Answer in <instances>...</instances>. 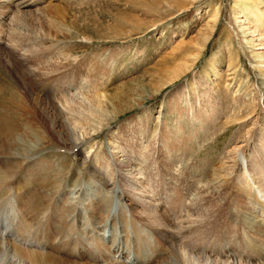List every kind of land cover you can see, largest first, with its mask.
I'll use <instances>...</instances> for the list:
<instances>
[{"label":"rangeland","instance_id":"obj_1","mask_svg":"<svg viewBox=\"0 0 264 264\" xmlns=\"http://www.w3.org/2000/svg\"><path fill=\"white\" fill-rule=\"evenodd\" d=\"M0 1L19 50L41 47L55 62L58 97L85 102L101 84L105 117L119 112L81 148L51 145L36 124L45 146L0 155L1 183L14 177L0 183L2 264H179L172 246L182 264H264V0L259 22L239 0ZM1 65L0 84L24 94L29 119L22 80ZM243 101L251 105L236 108ZM125 135L133 153L113 157ZM100 154L110 185L94 178ZM97 204L102 217L90 211Z\"/></svg>","mask_w":264,"mask_h":264},{"label":"bare ground","instance_id":"obj_2","mask_svg":"<svg viewBox=\"0 0 264 264\" xmlns=\"http://www.w3.org/2000/svg\"><path fill=\"white\" fill-rule=\"evenodd\" d=\"M11 1V0H10ZM10 1L6 4L5 6L7 7L10 4ZM6 3V1H0V3H2L3 5ZM239 2L241 3V6H243V9H246V7L251 6L249 10L254 9L253 13L254 17H255V21L257 20L259 22V20L261 18H263V12L262 10H260L258 8L259 3L257 0H239ZM261 4V3H260ZM2 5V6H3ZM14 6V5H13ZM5 7V8H6ZM4 8V9H5ZM2 10V9H1ZM1 10H0V15H1ZM7 11L9 9H6ZM15 13V12H14ZM249 15L251 14V12H248ZM5 14V13H4ZM17 14V13H16ZM217 14V13H215ZM3 15V13H2ZM31 15V14H28ZM17 16V15H16ZM1 17V16H0ZM7 17V16H6ZM15 17V16H14ZM18 17V16H17ZM17 17L14 18V20L11 21V23L17 22L18 19ZM21 18V17H20ZM19 18V19H20ZM24 21V19H22ZM20 21V20H19ZM23 23V22H22ZM210 25V24H209ZM9 26V25H8ZM213 29L214 25L212 27H209V29ZM211 29V30H212ZM10 30V29H9ZM14 30V29H12ZM11 30V31H12ZM212 32V31H211ZM23 38V37H22ZM14 40H18L21 41L20 39L16 38L13 33L7 30V27H5L4 23L0 21V64H2L1 66H7L8 69H10V62L9 60L13 59L16 63V65L18 66V68L15 66L14 70L10 69L11 73H15L17 79L18 77L22 80V82H20L22 85H24V87L26 88L28 94L26 95V103L28 104V106H30V117L29 119L24 117V112H25V107H22L21 101L20 99L23 97V93H21L19 90L18 92H20V95L16 92V90L14 89L15 87H13V85H11L13 87L12 91L10 89V87H8V85L6 84H0V155H5V156H20V157H27L30 156V154L34 151V148L32 146H30L31 141H35V142H40L44 140L45 137H43L40 134V128H36V124H38L42 129H44L45 131L47 129H50V134L53 137V140L55 138V141L51 140V145H57L59 147H63L66 145H70L69 149H73V148H81L83 146V143H88V139L92 137L93 135H98L101 129H104L107 125H111L113 123L114 117L119 114V112L117 111L115 113V111L113 112V116L111 117H105L106 116V99H104L106 96H103L102 94H104L101 90V84L98 86L97 85H92L90 86V91L89 93H86L84 95L85 97V102L82 101H75L73 99V97L70 95L69 97H66L65 95L58 97L57 96V89H59V92L65 89H61L62 85L55 83V79H53V77L55 75L54 72H56L53 68L52 65H50V61H45L44 58H42L41 55V51H38L36 49H41L37 48V47H33V46H28V50L25 48L23 49L24 51L22 52V50H19L18 46L16 45ZM27 40V39H26ZM29 41V40H28ZM21 43V42H20ZM18 44V43H17ZM25 45V44H24ZM202 45V44H201ZM200 45V46H201ZM37 46V45H36ZM32 48H35V50H33ZM48 49L45 48L43 49V51H47ZM50 50V49H49ZM48 50V51H49ZM45 55V54H44ZM12 56V58H11ZM52 64L55 65V62H53ZM260 64V63H259ZM65 65V64H64ZM262 65V64H261ZM68 66V65H67ZM66 66V67H67ZM260 67V66H259ZM73 69V68H72ZM71 69V70H72ZM181 69V68H180ZM179 69V70H180ZM68 70V69H66ZM70 70V71H71ZM74 70V69H73ZM65 71V70H63ZM74 72H76L74 70ZM78 72V70H77ZM97 72V71H96ZM52 73V75L50 76V74ZM56 74V73H55ZM174 74V73H172ZM176 75V74H175ZM228 76V75H227ZM173 77V76H172ZM58 79V78H57ZM173 79V78H172ZM171 80V79H170ZM174 80V79H173ZM172 80V81H173ZM171 81V82H172ZM64 84V83H63ZM31 89H28V88ZM37 89H42V91L40 90V92L42 93L41 95L43 96L44 100L43 101L40 96V98H37L36 96H34L35 91ZM36 92V93H37ZM23 94V95H22ZM19 95V97H15ZM36 95V94H35ZM38 95V93H37ZM57 96V97H56ZM108 99H111V97H108ZM74 100V101H73ZM18 107H16L15 106ZM249 105H251V103H246V101H243L241 103V105H239L238 109H244V107H248ZM108 106V104H107ZM109 107V106H108ZM236 108L234 109V114H237V110ZM122 109V108H121ZM28 110V109H27ZM246 110V109H245ZM51 113V114H49ZM121 113V112H120ZM18 115V116H17ZM233 116H229L228 118H232ZM116 118V117H115ZM59 119V120H58ZM117 121V119H116ZM36 122V123H35ZM227 124V122H225ZM225 123H222L221 125L227 126ZM229 127V126H228ZM29 129V131L26 132V130ZM221 129V128H220ZM76 130H78V133L76 132ZM224 130V129H223ZM131 132V131H130ZM221 132V131H220ZM224 133V132H223ZM222 133V135H223ZM79 134V135H78ZM164 134L162 133V138L161 140H165L166 136H163ZM55 136V137H54ZM93 136V137H94ZM134 136V135H133ZM132 136V138H133ZM118 138H120V136L116 137V140H118ZM128 136H123L121 139V142L117 141L116 143L118 144V146L114 145V142L111 146V153L114 156L120 155L119 153H121L122 155H127L129 156L130 153H133V151H128L126 149V147H131L127 144L128 142ZM131 138V137H130ZM46 139V138H45ZM123 140V141H122ZM260 143L264 144V139H260L259 140ZM125 144H124V143ZM132 144L131 142H128ZM61 144V145H58ZM88 145V149L93 148L94 144H87ZM45 146V144L41 143V147ZM47 146V145H46ZM121 146H125V148L121 147ZM34 147H37V143H34ZM67 147V146H66ZM65 147V148H66ZM137 148V146H136ZM264 148V147H263ZM135 149V148H134ZM139 149V147H138ZM80 150V149H79ZM78 150V151H79ZM160 150V149H159ZM163 150V149H162ZM77 151V150H76ZM101 151V150H100ZM161 151V150H160ZM102 152V151H101ZM100 152V153H101ZM130 152V153H129ZM163 152V151H161ZM261 152V151H260ZM168 153V151H167ZM135 154V153H134ZM262 154V153H261ZM90 155V154H89ZM89 155H87L86 157H84V163L87 162V158L90 157ZM121 155V156H122ZM123 155V156H124ZM131 156V155H130ZM148 156V155H147ZM165 156V155H164ZM1 157V156H0ZM104 154H100L99 156H95L91 157V168L95 174V177L98 181H100V178H103V182H106L107 184L112 182L111 179L109 177H105L107 176L105 174V172L103 171V169L106 167H104V163L103 162V158ZM120 157V156H119ZM125 157V156H124ZM5 158V157H4ZM3 158V159H4ZM17 158V157H15ZM121 158V157H120ZM160 158V157H159ZM1 159V158H0ZM11 159V158H10ZM13 160V159H12ZM120 160V159H119ZM128 159L125 158V160H121L120 163L122 161H124L125 164H128ZM9 161V160H8ZM7 161V162H8ZM11 161V160H10ZM9 163V162H8ZM19 163V162H18ZM108 163V162H107ZM106 163V164H107ZM119 163V164H120ZM122 163V164H124ZM149 163V162H148ZM151 163V162H150ZM154 163V162H153ZM13 164V163H12ZM34 164V163H33ZM257 163H254V165ZM10 165V164H9ZM17 165V164H16ZM20 165L23 167V164L20 163ZM164 165L165 162H164ZM259 165V164H257ZM36 166V165H35ZM112 166V165H111ZM123 166V165H122ZM126 166V165H124ZM13 167V166H12ZM33 167V166H32ZM110 166H108L109 168ZM164 167V166H163ZM31 168V167H30ZM162 168V167H161ZM165 168V167H164ZM36 169V168H35ZM258 169V168H257ZM37 170V169H36ZM107 170V169H105ZM9 171V172H8ZM7 171L6 169V174L5 176H3V178H5V180H7V177H10L12 175V172L10 171V169ZM34 171V170H33ZM31 171V172H33ZM261 170H257L258 174L260 173ZM11 172V173H10ZM38 172V170H37ZM104 172V173H103ZM109 172V169H108ZM113 173V171H110V173ZM167 172V171H166ZM18 172H15V175ZM92 173V172H91ZM108 174V173H107ZM14 175V173H13ZM14 175V176H15ZM18 175V174H17ZM16 175V176H17ZM20 175V174H19ZM54 176V175H53ZM56 176V175H55ZM58 176V175H57ZM13 177V176H11ZM14 178V177H13ZM12 178V180H13ZM16 178V177H15ZM53 178V177H52ZM113 178V177H112ZM19 179V178H18ZM49 179V177H48ZM56 179V178H55ZM4 180V181H5ZM10 180V181H12ZM57 180V179H56ZM2 181V178L0 177V183ZM9 180L7 182H10ZM20 181V180H19ZM42 181V180H41ZM5 181V183L3 182V184L1 186H6L7 183ZM36 182V181H34ZM54 183V182H53ZM114 183V182H113ZM6 184V185H5ZM101 184V183H100ZM44 185V184H43ZM46 185V184H45ZM48 185V184H47ZM57 186V184H55ZM54 185V186H55ZM7 188V187H6ZM10 190V189H9ZM205 191V190H204ZM2 192V191H1ZM123 193V192H121ZM125 193V192H124ZM132 193V192H131ZM207 194V193H206ZM213 194V193H212ZM211 194V195H212ZM125 195V194H124ZM127 195V193H126ZM210 196V195H208ZM46 197V196H45ZM42 198V197H41ZM43 199V198H42ZM103 199V198H102ZM101 199V200H102ZM128 199V198H127ZM203 199V198H202ZM208 199V198H207ZM211 199V198H209ZM99 200V199H98ZM97 200V201H98ZM133 199L131 198L130 201H132ZM136 200V199H135ZM139 200V198L137 197V201ZM9 201V200H8ZM7 201V202H8ZM45 201V200H44ZM43 201V202H44ZM104 201V199H103ZM101 202L104 203L105 202ZM207 201V200H206ZM5 202V201H4ZM3 202V203H4ZM99 202V201H98ZM108 202V201H107ZM129 202V200H128ZM94 203V202H93ZM166 203V200H165ZM170 203V202H168ZM174 203V202H173ZM27 204V203H26ZM43 204V203H42ZM129 204H131L129 202ZM143 204V203H142ZM68 205V204H67ZM98 205V204H97ZM96 205V206H97ZM101 205V204H100ZM138 204H136L137 206ZM51 206V204H50ZM143 206V205H142ZM141 205L139 207H142ZM145 206V205H144ZM171 206V205H170ZM169 206V207H170ZM94 207V206H93ZM133 207V205H132ZM135 207V206H134ZM168 207V209H169ZM68 209V208H67ZM73 209V208H71ZM91 209V208H90ZM145 209V208H144ZM148 209V208H147ZM36 210V209H35ZM66 210V209H65ZM149 210V209H148ZM34 211V210H33ZM59 211V210H58ZM91 213H94L95 215L98 214L99 217H102V215L105 212V208L103 210L102 207H100L98 205V208L96 209H92L90 210ZM135 211V210H134ZM169 211V210H168ZM56 212V211H55ZM136 212V211H135ZM170 212V211H169ZM11 213V212H10ZM65 213V212H64ZM139 213V212H138ZM137 213V214H138ZM155 213V212H154ZM28 214V213H26ZM56 214V213H55ZM63 214V213H62ZM68 214V213H67ZM134 214V215H137ZM30 215V214H29ZM141 216V218L143 220H146L148 223L152 220V217H148V216H143V213L138 214ZM139 217V216H138ZM34 218V217H33ZM158 218V217H157ZM161 219V218H160ZM66 220V219H65ZM26 221V220H25ZM78 221V220H77ZM141 221V219H140ZM24 222V221H23ZM66 222V221H65ZM149 223V224H150ZM160 223V222H159ZM24 224V223H23ZM158 224V222H157ZM73 226V224H71ZM160 224H158V227ZM42 226V225H41ZM153 226V223H152ZM157 226V225H155ZM154 226V227H155ZM28 227V226H27ZM44 227V225H43ZM46 224H45V229H46ZM162 227V226H161ZM160 227V228H161ZM149 228V226H148ZM42 229V228H41ZM40 229V230H41ZM45 229H42V231H44ZM75 229V228H74ZM155 229V228H154ZM73 230V228H72ZM182 230V229H181ZM50 231V230H49ZM54 231V230H52ZM64 231V230H63ZM158 231H162L161 233H159ZM199 231V230H198ZM45 232V231H44ZM59 232V231H58ZM66 232V231H65ZM70 232V231H69ZM51 233V231H50ZM56 233V232H55ZM54 233V235H56ZM74 233V232H73ZM154 233V231H153ZM155 233L157 234H162L163 230L162 229H155ZM47 234V233H46ZM75 234H77L75 232ZM141 235V234H140ZM164 235V234H162ZM45 236V235H44ZM68 236V235H67ZM169 236V235H168ZM50 237V236H49ZM173 238V237H172ZM199 238V237H198ZM69 239V238H68ZM74 241V240H73ZM66 243V242H65ZM77 243V242H76ZM75 243V244H76ZM78 243L81 245L82 242L78 241ZM67 244V243H66ZM100 244V242H97V247L99 248L100 246H98ZM70 245V244H69ZM63 246V243H62ZM64 247V246H63ZM62 248V247H61ZM63 249V248H62ZM64 249H66V247H64ZM15 250V249H14ZM172 255L176 256V260L178 261L179 264H182L183 261H180V257H181V248L177 247V246H172V248H170ZM23 251V250H22ZM20 253V252H19ZM185 255H183L184 257ZM189 256V255H188ZM40 258V257H38ZM45 259V258H43ZM51 260L50 258H47ZM182 260V259H181ZM1 257H0V264H2L1 262ZM46 263V260H45ZM187 263V262H186Z\"/></svg>","mask_w":264,"mask_h":264}]
</instances>
